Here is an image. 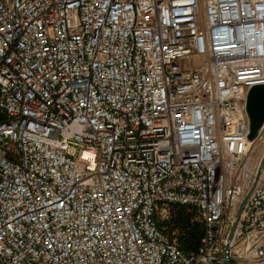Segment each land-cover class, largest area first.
<instances>
[{"label":"built area","instance_id":"1","mask_svg":"<svg viewBox=\"0 0 264 264\" xmlns=\"http://www.w3.org/2000/svg\"><path fill=\"white\" fill-rule=\"evenodd\" d=\"M255 85L264 0H0V264H264Z\"/></svg>","mask_w":264,"mask_h":264},{"label":"water","instance_id":"2","mask_svg":"<svg viewBox=\"0 0 264 264\" xmlns=\"http://www.w3.org/2000/svg\"><path fill=\"white\" fill-rule=\"evenodd\" d=\"M246 109L250 120L248 139L252 140L264 123V85H255L249 90ZM263 164L264 158L259 164L256 178L260 175ZM224 264H228V261H225Z\"/></svg>","mask_w":264,"mask_h":264},{"label":"trees","instance_id":"3","mask_svg":"<svg viewBox=\"0 0 264 264\" xmlns=\"http://www.w3.org/2000/svg\"><path fill=\"white\" fill-rule=\"evenodd\" d=\"M190 214H187L185 212H182V214L177 219V222L184 227L188 221V218L190 217ZM200 225L199 223H196L194 227L190 228L189 230L185 231L184 235L180 237V242L182 245V248L184 250H187L193 246H195L198 242V239L200 237Z\"/></svg>","mask_w":264,"mask_h":264},{"label":"rangeland","instance_id":"4","mask_svg":"<svg viewBox=\"0 0 264 264\" xmlns=\"http://www.w3.org/2000/svg\"><path fill=\"white\" fill-rule=\"evenodd\" d=\"M262 141H263V140L258 139L257 142H255V144L252 145L251 149H252V151H253L255 154H258V153L260 152L261 147H262ZM185 212H186V211H185ZM181 214H182V213L180 212L179 216H180ZM187 214H190V213H187ZM179 216H178V218H179ZM173 224H174V225H175V224H178L177 220L174 221Z\"/></svg>","mask_w":264,"mask_h":264},{"label":"bare ground","instance_id":"5","mask_svg":"<svg viewBox=\"0 0 264 264\" xmlns=\"http://www.w3.org/2000/svg\"><path fill=\"white\" fill-rule=\"evenodd\" d=\"M257 140H258V139H254V140L252 141V145H254L255 142H257Z\"/></svg>","mask_w":264,"mask_h":264}]
</instances>
